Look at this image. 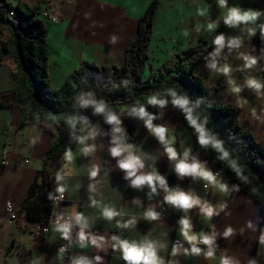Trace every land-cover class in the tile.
Returning a JSON list of instances; mask_svg holds the SVG:
<instances>
[{
    "label": "crops",
    "instance_id": "crops-1",
    "mask_svg": "<svg viewBox=\"0 0 264 264\" xmlns=\"http://www.w3.org/2000/svg\"><path fill=\"white\" fill-rule=\"evenodd\" d=\"M24 1L30 4L41 3V0ZM151 1L56 0L54 12L58 20L47 25L48 73L52 86L60 87L68 75L84 61L100 65H123L125 51L137 33L139 17ZM228 6L264 10V0H228ZM201 10L204 15L199 14ZM226 14L227 8L218 7L217 0H159L148 44L150 64L158 67L174 53L195 45L202 38L210 37L215 31H207V24L217 22V29L220 28L221 33L243 39V46L239 50L229 53L225 48L222 53L233 68L231 78L240 85L244 84L246 76L264 81V64L261 62L264 59H260L258 65L250 71L237 70L243 64L237 57V52L264 57V40L260 38L258 31L256 36L249 37L239 29L226 27L223 24ZM259 22H264V17ZM112 36L117 37L114 44L110 43ZM206 58L196 66L195 72L208 86H222L224 101L239 109L240 124L264 148V95L258 97L253 90L244 87L240 98L246 103L243 107L238 106L237 97L229 91L228 78L210 72L205 66ZM224 62L221 59V63ZM149 74L147 69L143 77ZM14 87L13 70L6 60L0 65V264H71L73 257L81 255L89 259L99 255L103 258V264H125L120 253L111 248L113 235L137 242L149 238L165 244L166 248L159 253L165 264H220L221 256L230 257L238 261V264H249L250 260H255L256 264H264V247L259 244L261 230H264L260 205L245 192L232 190L230 178L219 167L216 155L194 148L190 130L182 123L179 110L172 106L161 110L164 125L169 129V141L178 153L183 154L186 148H191L193 155L206 161L207 166L218 174V180L228 185L227 193L220 191L218 186L206 188L202 180L179 179L174 173L173 163L164 155L163 146L147 132L141 121L137 123L132 144L136 146L138 153L149 154L156 160L155 167L166 175L170 187L179 186L191 191L217 208L221 204H227V208L211 220L201 216L198 209L189 212L195 232L216 233V251L212 258L206 259L203 254L172 255V245L176 239L184 247H189L179 233L178 220L183 213L163 202V192L150 200L147 188L137 191L128 186V182L123 179V172L116 167V160L108 151L110 130L104 127L100 117L94 115L92 124L100 128V133L94 141L90 140L88 143H94L96 151L90 156H84L79 150L80 145L76 143L72 149L74 161L67 163L63 156L50 169L51 187L55 193V173L67 165L68 175L63 181L67 187L66 198L58 204L52 203L49 220L47 223L43 222L48 225V231L43 232L37 228L40 222L29 220L22 205L53 142L54 125L35 118L20 128L22 111L13 103L11 93ZM80 134L79 128L78 135ZM93 165L101 168L97 181H90L88 177V171ZM146 165H149L150 170L152 160H146ZM90 183H96L95 193L89 192ZM90 196L99 201L97 207L90 206ZM134 199H139L140 205L134 204ZM8 201L14 204L16 210L17 219L12 223L6 219ZM104 205L113 206L125 214L116 219L127 220L135 216L136 226L122 229L116 226V220H105L101 215ZM162 205L166 206V210L159 220L149 222L143 219V212L149 206H155L161 213ZM58 212L68 215L82 212L89 219L90 227L87 231L106 238L104 250L91 246L80 248L76 227L73 228L71 242L62 239L54 229L55 214ZM248 221L255 225V230L247 227ZM228 226L235 230V235L225 239L222 234ZM60 243H65L71 251L68 262L59 254ZM200 247L207 250L204 245Z\"/></svg>",
    "mask_w": 264,
    "mask_h": 264
},
{
    "label": "trees",
    "instance_id": "trees-1",
    "mask_svg": "<svg viewBox=\"0 0 264 264\" xmlns=\"http://www.w3.org/2000/svg\"><path fill=\"white\" fill-rule=\"evenodd\" d=\"M158 4L159 0H152L139 17L138 30L125 51L123 65L84 61L60 87L54 88L48 73L47 26L38 17L40 2L0 0V65L8 60L13 70L15 87L11 94L13 103L22 111L19 127L23 128L35 118L54 125L53 142L22 205L29 220L41 224L48 222L52 209L48 194L53 193L50 169L64 156L67 148L76 146L73 136L78 135L80 126L69 128L63 121L64 116L79 114L87 116L92 123L90 109L74 106L80 92L93 91L97 98L104 99L120 114L127 131V142L132 144L138 120L127 116L128 108L137 102L146 104L147 97L153 92L173 87L193 100L201 101L200 113L208 117V127L225 141V146L238 159L248 177L247 182L217 160L219 167L230 178L233 191L239 189L258 202L264 224V148L240 124L239 109L224 101L222 86H208L195 72L196 66L213 51L212 41L221 29L154 67L149 62L148 44ZM147 69L150 74L144 78ZM125 79L130 81L128 88L121 85ZM148 111L158 115L154 123L164 125L161 110L148 106ZM179 113L182 123L192 134L194 148L216 155L198 145L193 130ZM50 116H56L59 122L52 121ZM104 127L109 130L106 124Z\"/></svg>",
    "mask_w": 264,
    "mask_h": 264
},
{
    "label": "clouds",
    "instance_id": "clouds-1",
    "mask_svg": "<svg viewBox=\"0 0 264 264\" xmlns=\"http://www.w3.org/2000/svg\"><path fill=\"white\" fill-rule=\"evenodd\" d=\"M218 7L227 8V14L223 17V24L232 29H239L242 33H246L249 37H254L259 32L260 38L264 40V22H259L264 17V10L253 8H242L240 6H228V0H217ZM200 15L205 13L201 10ZM217 22H209L207 31L213 32L217 29ZM117 37L112 36L110 43H116ZM212 44L213 51L208 53L206 58V68L216 74L223 75L228 78L229 91L237 97V104L243 107L245 100L240 98V93L244 87L253 90L258 97L264 95V81L254 77L246 76L244 84L240 85L232 79V66L227 63V57H223L222 53L225 48L229 53L233 50H239L243 46V39L240 36H226L223 33L215 35ZM237 57L243 61V64L238 67V71L245 72L254 69L260 59L264 57H256L244 52H237ZM221 59L225 62L221 63ZM130 81L125 79L121 82L124 88H128ZM121 85H113L120 87ZM169 105L179 110L188 127L193 130L196 136L198 145L205 150H212L216 153V159L225 163L235 175L247 182L248 177L244 175V169L240 165L237 158L232 154V151L225 146V141L221 139L212 129L208 127V117L203 116L199 109L201 106L200 100H193L186 93H181L176 88L168 87L162 91L153 92L147 97L146 104L137 102L127 110V116L135 118L143 123L147 132L156 139L159 145L163 146V152L167 160L173 163L174 173L179 179L191 178L192 180H202L205 182V187L218 186L220 191L227 193L229 187L227 184L218 180V174L214 173L208 166L206 161H201L196 155L192 154L191 148H186L183 154L178 153L177 149L169 141V129L163 124H156L154 121L158 119L156 113L148 111V106L158 110H164ZM74 106L79 108L90 109L94 116L100 117L104 124L110 130V146L108 148L110 156L116 160V167L123 172V179L128 182V186L137 191L148 189L147 196L151 200L154 196L163 195V202L171 208L183 213L178 220L179 233L184 243L189 247H184L183 244L173 243L172 255H204L206 259L212 258L216 251V233L194 231V226L189 216V212L193 209H198L199 214L208 220L214 216H218L221 211L227 208V204L217 206L203 200L199 195L186 191L183 188L176 186L170 187L166 175L161 174L155 167L156 160L149 154H140L136 150L134 144L127 142V131L124 127L121 115L113 111L104 99L97 98L93 91L80 92L75 99ZM255 116V110H253ZM54 122H59L56 116H50ZM64 123L71 129H76L80 126V135H74L73 139L80 145V152L84 156H90L96 151V145L89 144L88 141H94L100 133V128L90 122L87 116L79 114H67L63 118ZM75 159L71 148H67L64 152V160L67 163L73 162ZM146 160H152V165H146ZM67 165L63 166L55 173L56 188L55 193H49L48 199L54 203L64 200L66 185L63 183L68 175L66 170ZM101 173L99 165H93L88 171L90 181H97ZM89 192L97 191L96 183L89 184ZM92 207H97L99 201L94 197H89ZM133 203L140 205L139 199H134ZM102 217L107 221L116 220V226L122 229H130L136 226L137 219L135 216L127 220L116 219L123 217L125 214L110 205H104L101 212ZM161 218V213L158 212L155 206H149L143 212V219L152 222ZM78 228L77 243L80 248L93 247L98 250H104L107 243L104 236H97L87 231L90 227L89 219L82 212H73L68 215L67 219L64 214H57L54 229L60 233L62 239L70 241L73 228ZM249 229L255 230V225L247 222ZM243 232V229H241ZM223 237L229 239L235 235V230L228 226L223 232ZM111 248L113 251H118L125 264H165L163 258L159 255L166 245L153 239L145 238L142 241L123 239L118 235L111 236ZM259 244L264 247V230H261L259 236ZM200 245L206 246L204 251ZM66 251L65 247L59 249V254L62 257ZM71 264H103V258L99 255L93 259L86 256H75L71 260ZM220 264H238L227 256H221ZM249 264H256L255 260H250Z\"/></svg>",
    "mask_w": 264,
    "mask_h": 264
},
{
    "label": "built area",
    "instance_id": "built-area-1",
    "mask_svg": "<svg viewBox=\"0 0 264 264\" xmlns=\"http://www.w3.org/2000/svg\"><path fill=\"white\" fill-rule=\"evenodd\" d=\"M55 2H56V0H41L40 11L38 13V17L46 24V26L49 25L50 23H55L58 20L56 14L54 12V3ZM261 62H262V64H264V60H262ZM25 161H28V159H26ZM65 198H66V195H65ZM52 203L55 204L53 201H52ZM165 210H166V206L162 205L161 206V214L162 215H164ZM6 213H7L6 219L9 223H12L17 219L15 206L11 201H8L6 203ZM57 214H64V213H60V212L56 213L55 218H56ZM64 215H65V218L67 219L68 214H64ZM55 221H56V219H55ZM37 228H40L43 232H47L49 229L48 225L40 224V223H38ZM174 242L177 244H183L178 239H176ZM61 247L66 248V251L63 253V258H64L65 262H68L70 257H71V251L65 243H60L59 249Z\"/></svg>",
    "mask_w": 264,
    "mask_h": 264
}]
</instances>
